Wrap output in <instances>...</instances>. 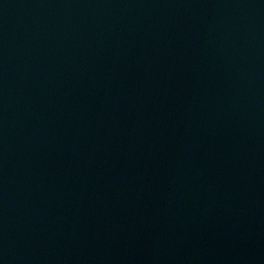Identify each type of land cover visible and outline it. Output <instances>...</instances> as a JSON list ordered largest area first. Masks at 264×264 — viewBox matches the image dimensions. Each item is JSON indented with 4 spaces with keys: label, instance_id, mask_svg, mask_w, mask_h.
<instances>
[{
    "label": "water",
    "instance_id": "obj_1",
    "mask_svg": "<svg viewBox=\"0 0 264 264\" xmlns=\"http://www.w3.org/2000/svg\"><path fill=\"white\" fill-rule=\"evenodd\" d=\"M0 264H264V0H0Z\"/></svg>",
    "mask_w": 264,
    "mask_h": 264
}]
</instances>
